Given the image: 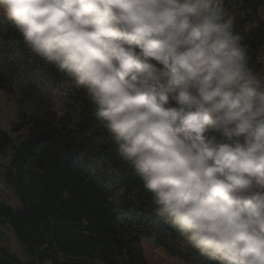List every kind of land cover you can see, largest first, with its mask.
Returning a JSON list of instances; mask_svg holds the SVG:
<instances>
[{"label": "clouds", "instance_id": "obj_1", "mask_svg": "<svg viewBox=\"0 0 264 264\" xmlns=\"http://www.w3.org/2000/svg\"><path fill=\"white\" fill-rule=\"evenodd\" d=\"M0 12L86 89L156 215L201 255L264 264V76L224 0H0Z\"/></svg>", "mask_w": 264, "mask_h": 264}, {"label": "trees", "instance_id": "obj_2", "mask_svg": "<svg viewBox=\"0 0 264 264\" xmlns=\"http://www.w3.org/2000/svg\"><path fill=\"white\" fill-rule=\"evenodd\" d=\"M224 7L250 66L264 76V0H224ZM0 89L18 90L12 131L26 133L14 143L0 129V158L9 156L0 176L20 200L17 209L0 202V219L27 253L21 260L0 246V264H145L140 237L183 264H222L155 214L151 194L93 114L86 89L35 54L3 12Z\"/></svg>", "mask_w": 264, "mask_h": 264}, {"label": "rangeland", "instance_id": "obj_3", "mask_svg": "<svg viewBox=\"0 0 264 264\" xmlns=\"http://www.w3.org/2000/svg\"><path fill=\"white\" fill-rule=\"evenodd\" d=\"M18 90L12 89L11 92L0 89V129L12 136V141L18 143L20 139L26 135L25 130L18 132L12 131V123L18 120V110L16 109ZM11 148H9L10 152ZM9 156L0 158V169H3L9 161ZM0 176V202L7 204L10 208L17 209L20 206V200L15 195L14 190L8 187ZM10 225L0 219V246L7 247L16 257L21 260L27 258V253L20 244L13 232H11ZM141 251L143 253L145 264H183L179 258L167 255L163 249L158 246L153 239L140 237ZM44 264H49L48 262ZM90 264H101L98 261H92ZM188 264H199L197 262L189 261Z\"/></svg>", "mask_w": 264, "mask_h": 264}]
</instances>
